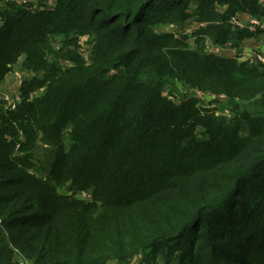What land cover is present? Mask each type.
Instances as JSON below:
<instances>
[{"label":"trees","instance_id":"trees-1","mask_svg":"<svg viewBox=\"0 0 264 264\" xmlns=\"http://www.w3.org/2000/svg\"><path fill=\"white\" fill-rule=\"evenodd\" d=\"M31 3L0 0V82L31 75L0 107V264H264V64L205 50L264 37L231 23L264 3Z\"/></svg>","mask_w":264,"mask_h":264},{"label":"rangeland","instance_id":"rangeland-1","mask_svg":"<svg viewBox=\"0 0 264 264\" xmlns=\"http://www.w3.org/2000/svg\"><path fill=\"white\" fill-rule=\"evenodd\" d=\"M25 1H29L32 2L31 5L32 6H37V0H25ZM53 2L49 1L48 5H52ZM198 23H196L195 21H191L188 26L189 27H193L195 25H197ZM171 27L170 24H162L160 25V29L159 30H168V28ZM60 39V38H58ZM88 38L87 36H83L80 38L79 43H78V50L81 52V54L83 55V57H85L86 59H88L89 54H90V45L88 43ZM58 41V40H57ZM55 42L54 46H58V42ZM253 44H249L247 46V48L252 49ZM257 49V48H255ZM254 50V49H252ZM255 52V51H253ZM8 73H10V80L5 81V79H3L0 82V88L3 89L4 91L8 92V93H13L15 94V91L19 93L20 95V86H21V81L22 78L25 76H29L30 73H24L22 71V68L20 66V63H17L13 66V69H11V71H9ZM31 77V75H30ZM186 88H184L180 82H175L174 84H169L166 86V89L164 90V93L167 94L170 97H174L175 101H179L180 99H182V97L184 96V91ZM40 92H34L31 94L32 97L38 95ZM218 95H212L209 98H206L205 103H211V107H214V105H216L218 108V110L220 112H226L228 109L225 108V106L223 105V102H225V98L222 96H218ZM19 97V101H22V97ZM217 97V98H216ZM19 102V103H20ZM218 103V104H216ZM3 105L4 109H7V107L2 104V102L0 101V107ZM249 106H253V102L249 103ZM17 107V106H16ZM225 108V110H224ZM63 142H64V147H68L69 145V141H68V137L67 135H64L63 137ZM70 193V192H69ZM78 198H82L84 200H90V191H82L80 194L77 195ZM26 259V258H25ZM26 262H28V264H32V261L29 259H26ZM128 264H144V254L140 253L136 256H134L131 261ZM157 264H165L163 259H159ZM170 264H176L175 261L170 263Z\"/></svg>","mask_w":264,"mask_h":264},{"label":"built area","instance_id":"built-area-1","mask_svg":"<svg viewBox=\"0 0 264 264\" xmlns=\"http://www.w3.org/2000/svg\"><path fill=\"white\" fill-rule=\"evenodd\" d=\"M260 1L264 3V0H260ZM231 23L235 28H240V29L244 28L249 30L250 32H257L260 30H264V18L259 19L255 17H249L248 19L243 20L239 17V15H236L231 17ZM204 26L205 24L198 23L193 27L187 26L183 28V31L186 34H189L191 36V40H193L194 39L192 36L193 32ZM255 48H252L254 50L249 49L247 47L236 49L235 47H232L230 43L222 47L210 43L209 41H207L205 44V50L209 53L218 54V55H228L230 57L235 58L236 60L243 61L246 63L264 64V48L263 49L261 48L255 49ZM192 92L198 99L204 102L206 98H209V96H211L208 93H204L203 91H200L198 89H193ZM18 96L20 95L16 91L15 94H13V93H8L0 88V101L2 102V104H4L7 107V109L13 110L16 108V106L20 102ZM17 264H28V262H26V259L22 255H17Z\"/></svg>","mask_w":264,"mask_h":264},{"label":"crops","instance_id":"crops-1","mask_svg":"<svg viewBox=\"0 0 264 264\" xmlns=\"http://www.w3.org/2000/svg\"><path fill=\"white\" fill-rule=\"evenodd\" d=\"M239 17L243 20L248 19L250 16L246 15V14H239ZM262 36L259 37H250V38H246L243 40L240 48H244L247 47L249 44H253L252 48H258V49H263L264 48V42L262 41ZM238 49V48H236ZM230 57V56H229ZM5 81L10 80V73H7L4 77Z\"/></svg>","mask_w":264,"mask_h":264}]
</instances>
